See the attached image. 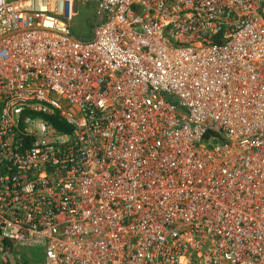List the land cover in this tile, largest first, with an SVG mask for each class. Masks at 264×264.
Here are the masks:
<instances>
[{
    "label": "built area",
    "instance_id": "2783aa9c",
    "mask_svg": "<svg viewBox=\"0 0 264 264\" xmlns=\"http://www.w3.org/2000/svg\"><path fill=\"white\" fill-rule=\"evenodd\" d=\"M0 0V264H264V0Z\"/></svg>",
    "mask_w": 264,
    "mask_h": 264
},
{
    "label": "rangeland",
    "instance_id": "374dc122",
    "mask_svg": "<svg viewBox=\"0 0 264 264\" xmlns=\"http://www.w3.org/2000/svg\"><path fill=\"white\" fill-rule=\"evenodd\" d=\"M97 0L82 4L78 3L73 8L69 27L78 40H88L92 37L96 21ZM15 252L21 255L22 261L30 264H43V249L41 247L17 248Z\"/></svg>",
    "mask_w": 264,
    "mask_h": 264
}]
</instances>
